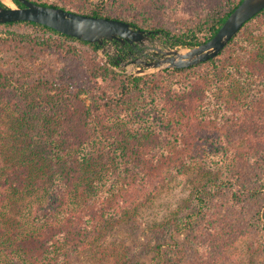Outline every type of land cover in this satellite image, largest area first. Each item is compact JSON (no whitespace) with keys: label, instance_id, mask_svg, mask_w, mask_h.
<instances>
[{"label":"trees","instance_id":"trees-1","mask_svg":"<svg viewBox=\"0 0 264 264\" xmlns=\"http://www.w3.org/2000/svg\"><path fill=\"white\" fill-rule=\"evenodd\" d=\"M32 1L76 12L70 3ZM240 1L217 0L216 3H205L207 7L202 4L196 21L184 29H168L162 25L151 27L147 20L141 22L128 12L122 13L123 16L116 15L110 10L116 0L99 1L85 14L123 19L134 27L154 30L171 47H191L211 38ZM13 2L23 6L18 0ZM0 5L5 4L0 1ZM263 18L264 8L243 24L216 57L190 67L164 69L179 74L208 64L213 69H220L222 82L231 85V91L236 94L245 85H252L250 81L244 82L245 66L234 58L227 66L231 76L228 73L224 76L218 58L224 51L231 55L229 58L237 54L244 58L247 47L249 50L257 49L254 56L260 57L264 52L260 42L262 38L253 44L249 43L250 36L245 38L241 34L252 23L260 24ZM0 25L30 27L35 33H41L40 37L30 41L45 46L43 50L33 49L29 54L19 51L24 47L17 45L18 49L13 46L0 49V264H70L72 253H87V246L101 247L105 233L120 222L115 220L135 219L139 206L146 204L151 192L157 190L150 183V167L135 169L131 166L133 172L129 178H121L132 160L127 147L132 139L137 138L133 131H137V125H142L147 132L143 134L144 138L151 133L154 136L169 135L194 121L195 111L197 115L202 111L196 105L188 110L186 101L189 94L194 97L191 91L197 85L182 80L152 90L148 87L152 75H131L115 70L112 65H118L122 59L106 54L110 65L101 59L96 61L97 50L103 47L102 44L81 40L29 20ZM77 45L90 49L88 55V51L84 53L90 65V75L101 78V82L106 80L107 83L102 84L103 89L108 90L111 77L119 80L117 96L100 89L102 97H105V101L102 100L105 109L84 108L83 115L80 111L79 117L74 114V108L77 109L76 101L81 91H77L74 80L60 81L63 79L55 70L58 60L52 61L50 53L61 51L81 57L72 53V50L78 49ZM260 78L263 83L251 87L253 95L264 93V78ZM9 88L15 89L17 94L10 95ZM201 91L212 89L205 86ZM136 92H139L143 103L132 105L128 98ZM204 97L210 96L199 95L193 100L198 104V100L205 102ZM97 99L100 97L97 96ZM205 104L199 106L205 108ZM106 108H114L116 112L110 114ZM35 109L50 118L36 119ZM31 111L34 116L30 115ZM141 116H147L148 120L143 123ZM109 156H113L115 168L106 172L101 158ZM159 169L160 179L164 171ZM118 170L120 180L115 181ZM108 177L114 180L107 186L102 179ZM154 184L158 185V182ZM203 198L199 196V203ZM193 216L187 214L175 233L183 232ZM171 238L176 241L175 235ZM36 243H42V248L31 250L32 244ZM160 252V247H157V255ZM118 264H125L123 256Z\"/></svg>","mask_w":264,"mask_h":264},{"label":"rangeland","instance_id":"rangeland-1","mask_svg":"<svg viewBox=\"0 0 264 264\" xmlns=\"http://www.w3.org/2000/svg\"><path fill=\"white\" fill-rule=\"evenodd\" d=\"M58 1L59 4L70 3L76 12L87 13L89 7L102 0ZM7 2L15 6L12 0H3L2 3ZM210 2L216 3L217 0H116L110 10L116 15L127 12L134 14L141 22L147 20L151 27L162 25L168 29H184L196 21L201 5L207 7L205 3ZM259 23L263 25L252 23L247 26L241 37L250 36L249 43L253 44L262 38V41H259L264 46V18ZM40 35L41 33H35L32 28L24 25H0V49L17 45L24 47L16 48L25 54H29L33 49L43 50L45 46L30 41ZM28 45L38 47L31 49ZM156 47L167 49L171 46L160 34L154 33L147 53H151ZM77 48L72 50V53L81 57L61 51L50 53L52 61L58 60L55 70L63 79L60 81L74 80L77 91H81L76 101L77 109L74 108V114L79 117L84 108L105 109L102 105L105 97H102L100 89H103L102 84L107 82L105 79L101 82V78L91 77L90 65L84 54L88 51V55L90 49L82 45H77ZM256 50H249L247 47L244 58L232 53L235 57L229 58L231 55L224 51L218 58V62L222 63L224 76L228 73V64L234 58L241 66H245L244 82L250 81L252 85H245L236 94L231 91V85L222 82L220 69H213L208 64L179 74L164 68L139 74L152 75L148 84L152 90L183 80L190 85H197L191 91L194 97L210 96L212 101L210 97H204L207 104L201 100L196 104L194 97L189 94L187 109L195 108L196 105L202 112L197 115L194 109V121L169 135L154 136V133H151L144 138L143 134L147 132L142 125H137L138 129L133 133L137 134L138 139H132L127 147L132 160L128 165L129 169L122 173L121 178H129L133 172L131 166L135 169L150 167V183L157 190L151 192L146 204L139 206L135 219L115 220L120 222L105 233L100 242L101 247L96 249L87 246V253H72L70 264H118L122 256L125 264H264V93L253 95L251 90L252 86L263 83L260 77L264 78V52L259 50L262 52L261 56L255 57ZM114 53L115 46L112 43H104L103 47L97 50L98 56L95 60L101 59L110 65L106 54L115 57ZM53 55H56V58H53ZM139 57L148 59L146 56ZM125 61L127 60L112 66L115 70L125 73L142 67L140 64L123 66ZM111 79L108 80V90L104 88L103 91L107 90L111 96H117L119 80L112 77ZM205 86L212 91H201ZM8 90L10 95L17 94L15 89ZM97 96L100 99H97ZM140 97L139 92H136L128 99L132 105L142 104ZM201 104L207 107L199 106ZM106 110H109L110 114L116 112L114 108ZM34 111L38 120L50 118L40 114L39 109ZM30 115L34 116L32 111ZM141 117L143 123L148 120L147 116ZM131 118L135 119L133 115ZM185 122L186 119L183 120V123ZM62 133L64 134L63 130ZM112 158L113 156L101 158L105 162L103 167L106 172L115 168ZM158 169L164 171L160 179ZM119 173L118 170L117 176ZM102 180L108 186L113 184L114 179L108 177ZM117 180H120L119 176L115 181ZM154 182H158V185ZM200 195L204 197L201 203ZM187 214L194 215L190 225L183 232L175 233ZM172 235L176 237L175 242L171 238ZM42 245L32 244L31 250L38 251ZM157 247L161 250L159 255L156 253Z\"/></svg>","mask_w":264,"mask_h":264},{"label":"water","instance_id":"water-1","mask_svg":"<svg viewBox=\"0 0 264 264\" xmlns=\"http://www.w3.org/2000/svg\"><path fill=\"white\" fill-rule=\"evenodd\" d=\"M3 2V0H0ZM23 6L0 5V23L29 20L52 27L75 38L99 43L118 40L136 44L155 31L134 27L123 19L94 16L66 10L58 6L42 5L32 0H18ZM13 2V0H12ZM14 3V2H13ZM264 8V0H241L230 12L217 32L208 40L191 46L167 49L156 47L157 56L151 59L137 57L125 61L123 66L140 64L131 75H139L160 68H184L216 57L239 31L243 24Z\"/></svg>","mask_w":264,"mask_h":264},{"label":"flooded vegetation","instance_id":"flooded-vegetation-1","mask_svg":"<svg viewBox=\"0 0 264 264\" xmlns=\"http://www.w3.org/2000/svg\"><path fill=\"white\" fill-rule=\"evenodd\" d=\"M153 34H151L149 38L138 42L135 45L128 42L122 43L118 40L105 41V43H112L115 46L114 55L117 58L122 59V61H129L139 56H146L148 59H151L158 55L155 50H152L151 53H147V50L150 48V39Z\"/></svg>","mask_w":264,"mask_h":264},{"label":"bare ground","instance_id":"bare-ground-1","mask_svg":"<svg viewBox=\"0 0 264 264\" xmlns=\"http://www.w3.org/2000/svg\"><path fill=\"white\" fill-rule=\"evenodd\" d=\"M7 4H8L9 6L14 7V5H13L12 3L7 2Z\"/></svg>","mask_w":264,"mask_h":264}]
</instances>
